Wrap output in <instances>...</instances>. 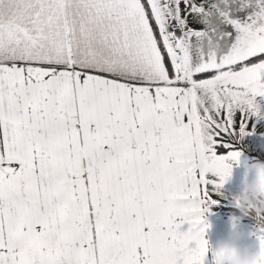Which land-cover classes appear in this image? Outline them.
I'll return each instance as SVG.
<instances>
[{"label": "snow or ice", "instance_id": "obj_1", "mask_svg": "<svg viewBox=\"0 0 264 264\" xmlns=\"http://www.w3.org/2000/svg\"><path fill=\"white\" fill-rule=\"evenodd\" d=\"M258 98L264 0H0V264H206Z\"/></svg>", "mask_w": 264, "mask_h": 264}, {"label": "crops", "instance_id": "obj_2", "mask_svg": "<svg viewBox=\"0 0 264 264\" xmlns=\"http://www.w3.org/2000/svg\"><path fill=\"white\" fill-rule=\"evenodd\" d=\"M183 7V5H181ZM258 102L264 105V98H258ZM239 118V117H237ZM257 127L264 128V120L256 123ZM244 149L249 153L257 156L259 161H264V143H259L257 138L248 137L244 143ZM254 159L245 155L244 152L240 157L238 164H234L232 173L223 187L219 189L218 194H213L212 199L217 201V204H212L208 207L205 213L206 223L209 225L205 239L209 242L210 252L208 254L206 264H214L213 253L215 252L217 242L224 238L232 227L234 217L232 213H226L222 208L235 209V202L238 195L241 193L244 184L250 182L254 176L250 171V165ZM213 183L218 182L216 177H212ZM179 222V219L178 221ZM255 221L242 220L239 222V227L245 231L251 232L254 228ZM189 225L183 224L181 231H187ZM239 247L256 251L259 249V240L256 236L250 235L240 242Z\"/></svg>", "mask_w": 264, "mask_h": 264}, {"label": "clouds", "instance_id": "obj_3", "mask_svg": "<svg viewBox=\"0 0 264 264\" xmlns=\"http://www.w3.org/2000/svg\"><path fill=\"white\" fill-rule=\"evenodd\" d=\"M254 178L244 184L236 198L234 222L227 235L217 242L214 264H264V251L241 249L239 244L246 237L254 235L264 238V161H254L250 165ZM245 219L255 221L251 232L239 227Z\"/></svg>", "mask_w": 264, "mask_h": 264}, {"label": "trees", "instance_id": "obj_4", "mask_svg": "<svg viewBox=\"0 0 264 264\" xmlns=\"http://www.w3.org/2000/svg\"><path fill=\"white\" fill-rule=\"evenodd\" d=\"M210 75V74H209ZM221 153H225L226 152V150L225 149H223V148H221L220 150H219ZM244 154L245 155H247V156H249L250 158H252V159H254V161H257L258 160V158H257V156L256 155H254L253 153H249L247 150H245L244 149ZM222 210L224 211V212H226V213H234V211H235V209H232V208H222ZM246 220H249V219H246Z\"/></svg>", "mask_w": 264, "mask_h": 264}]
</instances>
